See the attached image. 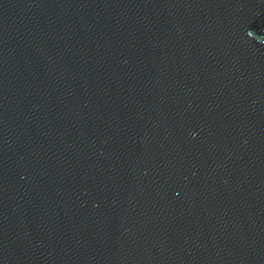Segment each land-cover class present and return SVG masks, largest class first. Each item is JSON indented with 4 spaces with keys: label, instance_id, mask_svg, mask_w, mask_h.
<instances>
[{
    "label": "water",
    "instance_id": "1",
    "mask_svg": "<svg viewBox=\"0 0 264 264\" xmlns=\"http://www.w3.org/2000/svg\"><path fill=\"white\" fill-rule=\"evenodd\" d=\"M0 264H264V0H0Z\"/></svg>",
    "mask_w": 264,
    "mask_h": 264
}]
</instances>
